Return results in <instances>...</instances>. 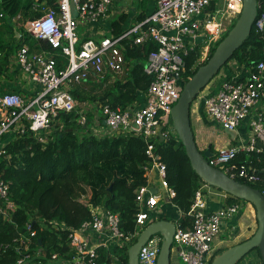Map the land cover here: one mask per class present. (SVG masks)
Instances as JSON below:
<instances>
[{"label":"built area","instance_id":"2783aa9c","mask_svg":"<svg viewBox=\"0 0 264 264\" xmlns=\"http://www.w3.org/2000/svg\"><path fill=\"white\" fill-rule=\"evenodd\" d=\"M114 1L57 0L56 7H52L35 0L34 11L39 16L24 22L23 27L36 39L47 42L53 50H60L68 59L67 68L59 72L57 61L49 51L33 52L24 45L17 51L15 63L26 79L39 84L42 90L30 100L17 93L0 95V139L10 133L21 136L27 131L35 134L47 132L61 113H74L79 106L90 107L74 98L72 91L75 85L82 84L90 75L98 79L110 76L112 81L120 80L129 74V67H132L125 54L127 45L131 48L149 42L158 45L157 50L150 52L145 63L144 73L152 79L147 92L143 94L145 105L138 108L135 103L125 109H113L110 105L102 104L99 106L100 119L106 123L109 133L103 135L100 130H94L95 125L89 126L99 137L121 133L139 136L146 142L148 163L144 170L147 183L136 190L139 209L137 231L134 235L124 234L118 214L91 206L92 220L79 229H72L69 234V246L74 256L68 260L61 259L60 264H99L98 247L92 244L87 232L101 237V247L104 248L132 246L151 224L155 209L175 198V190L167 181L166 164L156 153V144L160 141V134L165 140L176 135L171 126V112L186 84L182 78L185 57L198 46L195 42L198 37H205L201 46H206V50L220 42L243 8V0H155V11L121 35L104 37L99 42L87 40L79 47L80 22L95 23L105 18ZM72 7H75L76 17L73 16ZM15 19L21 20V16ZM255 28L264 38V12L258 16ZM221 78L219 90L214 95L203 97L205 112L228 131H236L247 121L250 136L240 145L212 152L207 160L230 178L243 180L248 185L256 184L261 181L257 168L248 159L237 162V158L240 154H264V113L257 109L264 104V62L249 68L242 78L236 73L230 78ZM80 114V124L88 125L85 110ZM3 149L0 155L4 153ZM154 175L159 185L155 194L151 192V189H155ZM204 187L213 188L203 184L195 192L189 212L191 227L185 229L178 221L175 222L172 250L183 264H210L215 241L223 228L240 215L246 203L242 201L208 212ZM0 203L5 205L0 208L3 214L16 210L9 199V185L1 178ZM34 236L32 232L31 237L21 236L17 239L20 244L18 250L23 248L28 252ZM162 242L161 235L152 236L140 250L139 264H157ZM29 257V254L21 257L17 264H26ZM52 259H59L58 254L53 255Z\"/></svg>","mask_w":264,"mask_h":264},{"label":"trees","instance_id":"16d2710c","mask_svg":"<svg viewBox=\"0 0 264 264\" xmlns=\"http://www.w3.org/2000/svg\"><path fill=\"white\" fill-rule=\"evenodd\" d=\"M40 1L52 7H56L57 3V0ZM258 2L259 16L264 12V0ZM34 3L35 0H0V77L8 74L10 57L24 45L33 52L49 51L57 61L59 72L67 68L68 59L60 50H53L47 42L36 39L24 28H20L19 39L15 37L16 32L10 30L13 27L11 19L18 15L23 23L39 16L34 11ZM125 18V15H121L113 21L112 35L122 34ZM5 27L8 32L4 31ZM5 34H9L8 40L4 38ZM220 42L210 49L203 62L200 61L202 46H197L185 57L183 76L186 82L213 56ZM157 49L158 45L153 42L132 48L127 45L125 54L132 66L129 67V74L113 81L110 76L98 79L90 75L82 84L74 86V98L80 104H107L113 109H125L137 103L152 81L144 73V68L150 52ZM263 49L264 38L254 26L249 37L224 67L236 61L252 68L264 62ZM79 111L61 113L47 132L35 134L27 131L21 136L15 135L4 147V153L0 155V178L9 185V199L15 204L16 210L6 214L0 212V264H17L27 254L30 257L26 264H60L61 259H71L74 252L69 246V234L72 229H79L85 222L92 220L91 206L118 214L121 231L126 235L136 233L139 212L136 190L147 183L144 170L148 163L146 142L139 136L115 134L99 137L94 133L89 134L88 125L78 122ZM94 116L88 113L89 122ZM156 153L166 164L167 181L176 193L172 203L182 213L178 223L188 229L192 224L189 212L195 192L206 183L193 170L177 135L164 142L158 141ZM247 159L257 168L261 178L260 182L249 185L264 194V154H240L237 162ZM72 177L81 185L79 189L75 190V186L69 184ZM240 182L246 183L243 180ZM85 191L90 195L88 201L82 200ZM227 195V204L241 202ZM4 206L0 203V208ZM54 224L57 226L54 227ZM32 232L35 236L30 250L25 252L21 248L19 251L17 239L21 236L31 237ZM129 246L101 247L98 250V263L112 264L117 260L120 264H128ZM254 252H257L258 261L252 264H263L258 248L247 256ZM55 254H58L59 259H52Z\"/></svg>","mask_w":264,"mask_h":264},{"label":"crops","instance_id":"0c3cea01","mask_svg":"<svg viewBox=\"0 0 264 264\" xmlns=\"http://www.w3.org/2000/svg\"><path fill=\"white\" fill-rule=\"evenodd\" d=\"M156 9L155 0H115L112 6L109 8V12L105 18L100 19L99 21L93 22H80L78 26V36H79V44L84 43L87 40H94L99 42L104 37H112V24L115 19H118L121 15H125V21L122 24V33L128 30L135 23L140 21L139 19L146 18L151 15ZM11 19V24L13 25L12 31L16 32V38L19 39L21 37L20 28H24V23L21 20ZM25 30V28H24ZM5 32H8V29L5 27ZM121 35V34H120ZM1 36V35H0ZM4 38L8 40L10 38L9 34H5ZM16 53L10 57L9 62V72L6 76L0 77V95L5 93H17L24 97L26 100H30L33 97H36L42 90V87L39 84L30 82L26 79V77L21 73L20 69L15 63ZM249 71V68L245 64H239L236 61H231L226 67H224L223 72L219 73V78L217 84L209 87L200 98H197L194 102L197 103L195 107L191 105V125L195 135V139L199 149L202 152L210 150L211 153L228 146H237L240 145L243 141H247L248 138L245 137L248 125L247 121L243 122L241 126L236 130L237 132L233 135L227 136L221 135L219 130H224L221 128L215 121H213L209 116H207L204 108V99L203 97H208L214 95L220 88L221 84V76H226L228 78L232 77L233 73H236L239 78L244 77ZM193 102V103H194ZM88 104V103H85ZM90 104V103H89ZM90 107L85 105L86 107L79 106V112L85 110V115L88 118V113L94 114L93 120L89 122L88 118V127H93L94 130H100L101 134L105 135L109 133V130L106 126L104 120L100 119L99 109L96 107ZM99 104V103H98ZM145 105V98L142 95L140 100L136 103V106L142 107ZM260 111L264 113V104H260L258 108ZM81 116V114H80ZM79 121V120H78ZM96 124H99L97 127ZM89 127V128H90ZM98 128V129H95ZM225 131V130H224ZM13 133H10L2 138L0 141V150L3 149L8 142L13 140ZM152 178L154 182V188H159L158 181L156 175ZM202 187V186H201ZM205 196L208 203V212H212L218 210L222 207L228 206L227 200L229 196L225 194L223 191H220L215 188L204 187ZM241 203V202H237ZM248 202L244 204V209L236 218L231 220L222 230L220 236L215 241L213 245L212 258L210 260V264L213 259L221 254L226 249L239 244L242 240L249 239L257 230L255 228V222L257 223V219L253 222L252 215L245 214L244 210L248 213V206L246 205ZM236 204V203H235ZM249 205H252L248 203ZM246 205V207H245ZM253 206V205H252ZM254 207V206H253ZM250 209V207H249ZM255 209V208H254ZM256 212V210H255ZM182 213L180 210L172 203L166 202L162 203L158 208L155 209V212L152 213L151 218L152 222L159 219H166L169 221L177 222L181 217ZM151 222V223H152ZM258 226V223H257ZM88 237L91 239L92 244L97 246L98 250L101 248L102 238L99 237L94 232H87ZM116 247V246H113ZM173 247V246H172ZM104 248V247H103ZM171 264H179L180 261L176 255V253L171 250ZM253 260L251 263H254L255 260L258 261L257 252L249 255ZM247 256V257H249ZM99 257V254H98ZM246 257V258H247ZM249 257V258H250ZM112 264H120L117 260ZM242 262V261H241ZM240 262V263H241Z\"/></svg>","mask_w":264,"mask_h":264},{"label":"water","instance_id":"95a60500","mask_svg":"<svg viewBox=\"0 0 264 264\" xmlns=\"http://www.w3.org/2000/svg\"><path fill=\"white\" fill-rule=\"evenodd\" d=\"M73 16H77L75 7H72ZM258 0H243V8L234 26L228 35L219 43L213 56L206 64L185 84L178 102L172 109V127L183 144L191 166L200 179L206 184L229 194L230 196L252 204L256 210L258 223L255 234L246 241L232 246L217 255L211 264H239L251 251L258 248L264 264V194L238 180L230 178L221 170L211 166L207 158L211 151L202 152L196 142L191 125V105L199 94L210 84L221 69L229 62L234 53L243 45L251 34L258 18ZM205 37L196 39V45L201 46ZM226 132L233 131L225 130ZM121 134V133H119ZM160 142H164V136L160 134ZM153 194L156 189H151ZM176 232V224L173 221L159 219L152 222L128 249V264H139V253L142 246L154 235H161L163 242L158 256L157 264H171V250Z\"/></svg>","mask_w":264,"mask_h":264},{"label":"rangeland","instance_id":"374dc122","mask_svg":"<svg viewBox=\"0 0 264 264\" xmlns=\"http://www.w3.org/2000/svg\"><path fill=\"white\" fill-rule=\"evenodd\" d=\"M235 20V19H234ZM233 20V21H234ZM234 22H233V26H234ZM233 26L232 27H230L229 29H232L233 28ZM201 51H202V57H201V59H200V61L201 62H203V61H205L206 59H207V57H208V55H209V52H210V50H206V46L204 47V46H202V48H201ZM223 70H224V67L221 69V72H223ZM220 72V73H221ZM219 74L210 82V84L201 92V93H204V91H206L209 87H211V86H213L214 84H217V81H218V78H219ZM182 78H183V80L186 82V78L184 77V76H182ZM187 83V82H186ZM196 104L197 103H193L192 104V107H195L196 106ZM90 105V104H89ZM92 107H96V108H98V109H100V107H99V105H98V103H93L92 105H91V108ZM191 107V108H192ZM79 122H80V119H79ZM240 129V128H239ZM88 132H89V134H91V133H93L94 132V130L93 129H89L88 130ZM233 132H237V131H233ZM96 133V132H95ZM218 133H220L221 135H224V136H227L228 138L230 137V135L232 134V132L230 133V132H226V131H224V130H219V132ZM245 137H247V138H249V136H250V130H249V128L247 129V132H246V135H244ZM2 140V139H1ZM0 140V141H1ZM69 184H71V185H73V186H75L74 187V189L76 190V189H79L80 187H81V185L78 183V181L76 180V178H74V177H72L69 181ZM89 194L85 191V193L84 194H82V200H84V201H88L89 200ZM241 202H242V200H241ZM247 206H248V213H247V211L246 210H244V213L245 214H251L252 215V219H253V222H255L256 221V212H255V209H254V207L252 206V205H249L248 203L246 204ZM246 205H245V207H246ZM249 207H250V209H249ZM240 214H243V213H240ZM255 228H257V223L255 222ZM250 257V256H249ZM249 257H247V258H245L240 264H247V263H251V261L253 260V258H249ZM179 264H183L182 262H180Z\"/></svg>","mask_w":264,"mask_h":264}]
</instances>
